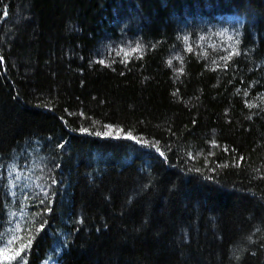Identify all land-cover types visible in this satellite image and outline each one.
Listing matches in <instances>:
<instances>
[{"label":"trees","instance_id":"16d2710c","mask_svg":"<svg viewBox=\"0 0 264 264\" xmlns=\"http://www.w3.org/2000/svg\"><path fill=\"white\" fill-rule=\"evenodd\" d=\"M0 58L27 264H264V0H0Z\"/></svg>","mask_w":264,"mask_h":264},{"label":"snow or ice","instance_id":"6c2138e0","mask_svg":"<svg viewBox=\"0 0 264 264\" xmlns=\"http://www.w3.org/2000/svg\"><path fill=\"white\" fill-rule=\"evenodd\" d=\"M4 15H7V12L4 13ZM139 46L137 47V51H139ZM188 50L191 51V46L189 45ZM238 52H232L229 54V59L233 55H238ZM2 59V58H0ZM109 128L112 126L109 125ZM81 131L87 132L88 129H81ZM99 135V133H98ZM104 135H110V133H104ZM132 139H136V137L132 136L130 137ZM140 143H146L144 141H138ZM159 151V149H157ZM163 155V153H161ZM55 182V181H54ZM43 203V201H41ZM47 211H51V209H46ZM32 227H35L33 225ZM27 228L28 232V239L24 241L23 235H17V233H23L25 229ZM44 228V223H39V229L42 230ZM32 230L31 228H28L27 226L21 227V225L18 223L16 225V228L12 231L10 238L5 239L3 234H0V261H4L5 264H27V261L25 259V255L27 252V249L32 244ZM233 258L239 261L241 259L240 255H237L234 253Z\"/></svg>","mask_w":264,"mask_h":264}]
</instances>
